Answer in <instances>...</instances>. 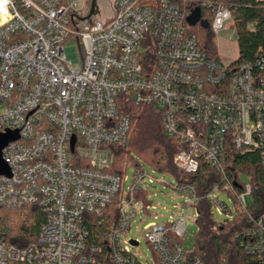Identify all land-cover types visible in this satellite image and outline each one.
<instances>
[{
  "label": "built area",
  "instance_id": "1",
  "mask_svg": "<svg viewBox=\"0 0 264 264\" xmlns=\"http://www.w3.org/2000/svg\"><path fill=\"white\" fill-rule=\"evenodd\" d=\"M191 1L111 0L112 15L100 20V10L86 18L90 7L84 12L77 0H0V132L19 133L3 149L11 175H0V207L32 204L45 214L25 246L0 234V264H144L130 248L139 240L125 236L136 202L150 209L148 173L136 164L125 192L127 164L112 170L114 146L127 145L133 130L127 102L161 111L182 171L196 174L206 163L220 174L204 196L212 208L230 220L246 209L251 183L230 175L226 152H257L264 166V54L239 64L215 58L189 21ZM201 4L212 10L214 34L234 27L228 7ZM173 185L189 193L188 211L201 199L196 184ZM113 202L105 244L90 243L91 216ZM170 217L146 227L156 264H204L179 240L189 214ZM252 221L236 236L264 264V213Z\"/></svg>",
  "mask_w": 264,
  "mask_h": 264
},
{
  "label": "trees",
  "instance_id": "2",
  "mask_svg": "<svg viewBox=\"0 0 264 264\" xmlns=\"http://www.w3.org/2000/svg\"><path fill=\"white\" fill-rule=\"evenodd\" d=\"M201 1L192 0L189 4L191 13L198 7L201 9L200 20L191 25L202 45L215 58L220 59L211 28L212 10L204 7ZM212 1L222 3L232 13L239 47V57L235 59V63L253 62L259 54H264V0ZM202 21H207V26ZM125 111L131 116L133 130L127 145L114 146L115 167L112 170L121 169L128 161H135L134 157L137 156L149 162L157 171L169 172L178 179L196 184L201 199L198 204L195 248L190 253L199 255L204 264H260L256 255H250L243 249L242 236H236L252 227V217L264 213V166L258 153L242 152L234 146L228 147L227 165L233 164V167L227 166L230 175H247L252 192L246 209L239 211L231 220L218 221L214 217L211 201L204 197L221 179L215 168L203 163L198 173H185L174 163L173 157L180 146L168 136L161 111L156 107L140 106L131 102L126 103ZM234 187L235 193L244 189L239 182H234ZM11 216L16 218L14 222H11ZM116 218V202L100 215H92L89 222V242L104 245L106 232ZM44 221L43 211L32 204L0 207V234L10 244L25 246L33 242Z\"/></svg>",
  "mask_w": 264,
  "mask_h": 264
},
{
  "label": "rangeland",
  "instance_id": "3",
  "mask_svg": "<svg viewBox=\"0 0 264 264\" xmlns=\"http://www.w3.org/2000/svg\"><path fill=\"white\" fill-rule=\"evenodd\" d=\"M79 7H82L84 12L90 7L91 0H77ZM100 14L98 19L106 20L112 15L111 0H98ZM234 24V20H233ZM214 43L221 60L224 63H229L239 57L238 47V33L234 27L220 31L213 35ZM68 44H77L71 38L67 41ZM135 161H128L127 168L124 175L126 176L124 191L129 192V187L132 183L134 169L137 163H140L148 176L144 181L147 183V190L150 194L151 206L149 211L143 209L144 203L142 200L136 202L137 213L131 222V229L125 236L126 239H137L139 245H130L131 250L139 256V259L144 264H156V255L153 247L147 242L145 238L146 227L150 223L162 224L170 220V216H180L181 214H189L186 220V234L181 238L184 248L192 250L195 248L196 236L198 233V225L196 223L198 214L197 199L193 200L192 207L189 211L184 206L185 202H190V195L188 192H180L174 188L173 184L178 181L177 176L169 172L157 171L149 162L134 157ZM137 162V163H136ZM242 179L247 182L248 177L242 176ZM219 199L224 200L230 206L233 205L230 195L224 192H217ZM214 217L218 221H223L225 215L220 212L217 205L213 206ZM18 218V215H16ZM15 217L11 216V222L15 221Z\"/></svg>",
  "mask_w": 264,
  "mask_h": 264
},
{
  "label": "water",
  "instance_id": "4",
  "mask_svg": "<svg viewBox=\"0 0 264 264\" xmlns=\"http://www.w3.org/2000/svg\"><path fill=\"white\" fill-rule=\"evenodd\" d=\"M98 12H99L98 2H97V0H92V2L90 4L89 14L86 16V18H89V17H91V15L96 14ZM73 14H75V13H73ZM71 17H72V14H71ZM79 18L83 19L85 17H79ZM200 18H201V9L198 7L191 13V15L189 17V21L191 24H195L200 20ZM72 21H73V18H72ZM202 22L204 25L207 26V21H202ZM73 23H74V21H73ZM18 138H19L18 131H10L9 130L7 132H0V175H8V176L11 175V169H10L8 163L3 158V149L7 146V144L9 142L17 140ZM133 242L136 243V241H134V240H133Z\"/></svg>",
  "mask_w": 264,
  "mask_h": 264
},
{
  "label": "snow or ice",
  "instance_id": "5",
  "mask_svg": "<svg viewBox=\"0 0 264 264\" xmlns=\"http://www.w3.org/2000/svg\"><path fill=\"white\" fill-rule=\"evenodd\" d=\"M0 7H3V5H2V4H0Z\"/></svg>",
  "mask_w": 264,
  "mask_h": 264
},
{
  "label": "flooded vegetation",
  "instance_id": "6",
  "mask_svg": "<svg viewBox=\"0 0 264 264\" xmlns=\"http://www.w3.org/2000/svg\"><path fill=\"white\" fill-rule=\"evenodd\" d=\"M91 2H92V0H91ZM97 2H98V0H97Z\"/></svg>",
  "mask_w": 264,
  "mask_h": 264
}]
</instances>
